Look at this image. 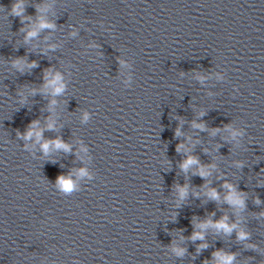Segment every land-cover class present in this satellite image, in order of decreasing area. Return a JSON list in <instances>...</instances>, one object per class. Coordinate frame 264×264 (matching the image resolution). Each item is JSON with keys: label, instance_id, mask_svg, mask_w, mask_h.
<instances>
[{"label": "clouds", "instance_id": "obj_1", "mask_svg": "<svg viewBox=\"0 0 264 264\" xmlns=\"http://www.w3.org/2000/svg\"><path fill=\"white\" fill-rule=\"evenodd\" d=\"M41 11H43V9H41ZM12 12H13V14H15L17 16L22 15V13H23L22 0H21V2L15 3L13 5ZM53 27H54L53 24L46 22L44 20V18L41 17L40 21H39V24L36 25L31 31L28 32L26 39H30L32 37L37 36L38 32L41 29L53 28ZM16 63H17L18 66L22 64L21 61H17ZM50 75H51V73L49 72V73H46V76H45V79L47 81L46 86H45L46 89H51L53 95L61 94L64 91V88H65V85L62 82V76L59 73H57L54 77L49 79ZM52 103L55 104V101L53 100ZM87 118H88L87 117V113H85L84 119L87 120ZM37 123L38 122H33V124L30 126L28 132L26 133L25 139L31 138L33 135H35L37 141H40L42 139V130H36ZM194 126L202 127V125H194ZM47 127H48V129H52L54 127V122L50 120ZM179 134L180 133L177 130V135H179ZM233 135H237V133H233ZM50 145H53L56 149H62L65 152L70 151V146L68 144L64 143L60 139H56L54 141H45L41 145L42 150L44 151L45 154H47V152L49 151ZM180 147H182V145ZM196 163H197V160L195 158L189 157L188 159H186L183 162L181 167L186 170L189 166H191L193 164H196ZM80 175H86V171L84 169H81L80 170ZM200 175L201 176L208 175L207 170H205L204 168H201ZM57 183L66 192H70L73 189V187H74V184L71 181V179L63 177V176L58 178ZM228 187H230V186H228ZM185 192H186V189H184V188L180 189V194H181L182 197L185 194ZM216 195L217 194H216L215 191H212V192L209 193V196H211L212 198H216ZM228 199H229V201L231 203L236 204V205H242V203H243L242 200L237 198L235 194H233L232 196L228 197ZM204 226L205 225H201V227H204ZM215 227H217L219 229H224L225 231H229V232L231 231V227L226 225V223L223 220L218 222L215 225ZM232 227H234V225ZM196 238H202V235L200 233H195L194 236H193V239H196ZM239 238L240 239H245L246 238V233L241 232L239 234ZM176 251H177L178 255H182L183 254V250L182 249H177ZM220 259L225 261L226 264H231V261L233 260V257L230 256V255H223V256H220Z\"/></svg>", "mask_w": 264, "mask_h": 264}]
</instances>
